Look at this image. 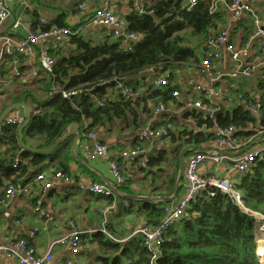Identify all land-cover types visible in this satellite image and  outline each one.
<instances>
[{"label":"trees","instance_id":"16d2710c","mask_svg":"<svg viewBox=\"0 0 264 264\" xmlns=\"http://www.w3.org/2000/svg\"><path fill=\"white\" fill-rule=\"evenodd\" d=\"M225 1L230 3L232 0ZM126 19L129 31L142 35L140 41L124 43L119 39L94 44L80 35H71L69 44L73 47L69 53H62L63 46L50 48L56 63L52 70H46L48 79L41 81L46 80L48 95L38 97L32 93L34 112L23 131L25 143L38 148L49 146L73 123L81 124L85 128L84 134L92 130L101 132L119 120L127 121V125L129 121L134 126L140 125L139 116L151 109L150 103L156 106L162 102L167 107L171 106L176 102L173 91H180L179 86L171 83L173 71L185 63L201 62L200 50L204 40L208 33L219 30L225 22L226 10L220 6L211 13L210 0H198L190 9L187 0H158L142 12H131ZM240 23L245 28L242 37L245 39L253 31V26L250 20ZM58 25L62 26L61 23ZM150 68L156 69L157 73L169 71V83L155 88L151 80L143 82L137 78L139 73ZM115 78H124V87L113 81ZM227 78L218 85L227 82L234 100L232 107L223 114L211 117L204 111L187 110L185 118L192 120V128L177 127L174 117L160 123L172 124L168 137L163 138L169 143L163 145L158 154L152 155L145 166L141 161L138 163L139 171L151 178V187L155 188L151 193L162 196L173 193L181 148L186 145H215L219 138L216 126H232L240 142L252 141L257 129L264 128V79ZM105 83L109 84L105 86ZM144 86L146 89L138 96H124L122 93L124 88L140 93ZM72 89H76L77 94L63 97L61 90ZM26 94L30 96L29 91H25L22 97L25 98ZM204 100L209 102L206 98ZM252 103L259 106L263 117L248 106ZM18 133V125H5L0 133V144L8 147L7 155L0 157V182L2 176L18 173L9 184L26 183L31 173L35 175L50 165L54 171L69 172V149L62 147L64 142L49 154L32 153L22 149ZM134 146L142 145L134 143ZM18 151L27 163L19 161V166L14 169ZM31 167L37 172H32ZM122 173L124 182L117 186L120 190L129 191L131 178L126 177L124 168ZM234 190L240 195L242 204L218 188L205 189L191 202L186 214L167 230L154 260V251L144 245L142 238L125 244L117 242L119 236L110 223L106 224L107 232L94 233L100 253L90 264H263L255 238L260 222L252 213L264 215V153L255 159L249 171L238 175ZM99 196L110 204L119 202L114 193ZM142 204L140 210L147 218L145 225L159 224L164 217V204ZM260 255L262 257V252Z\"/></svg>","mask_w":264,"mask_h":264},{"label":"crops","instance_id":"0c3cea01","mask_svg":"<svg viewBox=\"0 0 264 264\" xmlns=\"http://www.w3.org/2000/svg\"><path fill=\"white\" fill-rule=\"evenodd\" d=\"M157 1L111 0L113 10L123 18L125 23H127V15L131 12L136 10L142 12V9L144 10V8ZM81 2L82 0H26V2L0 0V3L5 5L10 11V15L7 18L0 20V36H12L16 39L23 38L30 31L40 27L42 20L47 26L61 23L62 26L71 29L79 28L81 30L79 35L94 44L102 43L106 40H119L112 36L110 28L93 24L89 21L103 0H86L84 9L79 8ZM257 8L264 18V0H257ZM239 20L235 21L230 12L226 10V20L221 25L231 32L235 41H240V38L245 35L244 25L240 22L243 20L249 21L245 18ZM16 22H19L18 27L14 26ZM250 22L252 23L251 20ZM121 41L126 42V40ZM72 47L73 45L69 44L68 40L63 44L62 53H69ZM2 49L3 43L0 42V56ZM200 51L202 52V49ZM46 70L39 54L32 56L19 55L16 59H8L7 57L1 59L0 57V115L8 105L25 99L34 107L32 93L38 97H46L48 92L45 91V87L41 84L43 79H48ZM15 71H18V74ZM166 73L169 74L170 72L167 71ZM173 73L171 83L180 87L181 101H176L165 112L158 114L155 113L154 103H150L149 107L151 109L146 113H141L139 116L140 125L134 126L132 121H129L130 124L127 125V121L122 122L119 120L115 124L108 125L100 130L104 143L109 146L108 158L96 155L94 141L87 136L85 137V128L81 124L79 125L82 137L74 150V155H72L71 150L76 137L73 134L70 135L66 128L64 129L62 135H67L68 138L64 141L62 147L69 149L68 174L72 176L70 182H63L49 189L45 188L42 183L35 182L30 193L19 194L13 200L4 203L3 198L7 184L10 180H14L18 173H14L10 177L2 176V182H0V245H7L15 240L16 237H20L25 239L38 254H43L50 248L51 243L55 239L68 233L70 229L68 222L72 221L83 232L84 243L82 251L75 256L70 248L56 245L53 247L54 259L52 264H64L68 261H74V264H90L94 261L95 256L100 253V245L96 241L94 233L97 231L104 232V230L107 232L106 224L110 223L113 231L119 236L116 239L117 242L125 244L132 239H139V235L133 236L132 234L147 222L145 212L140 209L144 205L142 202L148 201H142L138 198H166L168 196L151 193V190L155 188L151 187L153 183L150 176L146 177L143 172L139 171L138 164L126 165L120 156V152L123 149L134 146V143H139L144 149V153L140 158L147 163L152 155L158 154V150L169 142L160 138L147 139L140 143L139 135L144 124L157 127L169 117H174L177 119L175 121L177 127L192 128V120L185 118L187 110L183 106L184 100L188 94L198 96L197 93H194L195 85L208 83V76L204 74L199 64L185 63ZM165 74L157 73L156 69L150 68L139 73L137 78L143 80V82L144 80H151L150 82L154 85L155 79ZM227 79L230 80L229 77ZM220 87L229 91V84L225 81L221 83ZM145 89L146 87L144 86L140 91L142 92ZM25 91H29L30 96L26 94L25 98L22 97ZM221 104L225 106V110H228V108L232 107L233 101H228L223 97H215L209 102V105L216 109H220ZM12 113L22 114L23 110H17ZM32 142L34 143L33 140ZM27 144L35 147L33 144ZM7 153V145L0 144V157L7 155ZM16 157L22 164L27 163V160L22 157L19 151ZM110 159L120 162L126 177L131 178L129 191L120 190L115 184L114 175L110 171ZM31 168L32 172H37L34 167ZM48 169L53 168L50 165L41 171ZM202 170L206 175L229 176L233 180H236L235 177L238 178L239 175L235 172L232 165L228 163L220 165L209 164L203 167ZM41 171L35 175L31 173L29 180L35 181V177ZM89 182L101 183L107 186L108 184L113 185L121 195H133L137 199L125 200L116 195L119 201L118 204L116 201L110 204L106 198L99 196V194L89 192L80 187L81 184ZM39 201H41L40 208L42 211L40 213L36 211ZM129 201L134 203L132 204ZM32 231H35L34 235H31ZM0 264L19 263L15 258L4 255L0 258Z\"/></svg>","mask_w":264,"mask_h":264},{"label":"built area","instance_id":"2783aa9c","mask_svg":"<svg viewBox=\"0 0 264 264\" xmlns=\"http://www.w3.org/2000/svg\"><path fill=\"white\" fill-rule=\"evenodd\" d=\"M26 2V0H20ZM128 1V0H118ZM198 0H187L189 9L192 8ZM86 0H82L79 8L84 9ZM228 10L235 21L245 18L252 21L253 31L245 37L240 38V41H235L231 32L224 26L219 30L212 31L207 34L204 44L202 45V60L199 63L202 71L208 80L206 84L195 85V94L187 95L183 104L184 109H197L208 113L213 117L214 112L218 109L209 105V102L215 97H223L228 101H233V96L227 90H223L220 85L225 78L235 79L239 77L247 78H261L264 79V18L257 8V0H232L230 3L225 0H210L211 13L217 11L219 7ZM10 15V11L5 5L0 3V20L5 19ZM90 23L103 25L111 29V34L116 39L125 37L128 42H138L142 39V35L131 32L128 29L127 23L124 22L115 11L111 0H103L101 5L96 8L94 14L90 18ZM240 21V20H239ZM15 27L19 26L16 22ZM81 30L79 28L71 29L58 24L47 26L41 20V27L34 31H30L25 37L16 39L10 36H0V42L3 43L1 51V59L12 57L16 59L17 56H32L39 54L42 64L46 69L52 70L56 63L55 57L50 53V48H59L67 42L71 35H79ZM130 49V45L128 46ZM18 74V71H15ZM119 83V78L113 79ZM169 83V74L166 73L162 77L155 79V88H161ZM119 86L124 87L119 83ZM1 91V86H0ZM76 89L61 90L63 97L70 98L77 94ZM124 96L133 95L138 96L140 93L132 92L131 88H124L122 91ZM181 91H173L175 100L181 101ZM208 99V103L204 99ZM103 105V103L101 104ZM256 112L259 117H263L258 105L254 103L248 105ZM170 107V106H169ZM168 107L160 102L155 106V113H162ZM25 122L24 114H9L0 125V133L3 132L5 125H22ZM87 126V124L85 125ZM172 128L171 123L159 125L157 127L150 124H144L141 128L139 140L160 139L168 137L169 130ZM216 134L219 136L215 145H207L204 151L193 153L187 158L185 179L182 185V192L179 198L171 203L163 206L164 217L162 221L155 226H141L132 234L139 235L142 238L146 247L154 251L153 260L157 257L158 248L165 240V233L171 225L183 217L190 207V204L208 187L218 188L235 198L239 203L240 195L234 190V182L229 176H218L216 174L206 175L203 173V167L211 165H220L224 163L231 164L235 172L239 175L249 171L255 159L264 153V142L253 146L249 151L241 155H228L218 152L219 150H226L232 153L238 152L245 147L248 142H240L235 137L236 130L231 126L227 128L215 127ZM85 135L94 141V151L99 157H109V146L103 142L100 132L92 130ZM258 136H264V128L257 129ZM144 153L142 146H131L123 149L120 156L123 158L125 164L136 165L140 163L145 166L146 161L141 160V155ZM110 171L114 175L115 184H122L124 176L122 173V165L114 160H109ZM14 168L19 166V160L16 159ZM72 176L62 171H54L48 169L41 171L35 177V181H27L26 183H8L5 189L3 198L4 203L13 200L19 194H28L32 186L36 183H42L47 189L63 182H70ZM80 187L89 192L101 194L104 196H111L112 189L101 183H87L81 184ZM212 195L215 192H211ZM242 204V203H241ZM41 201L36 207L37 212L41 211ZM244 207V206H243ZM258 222L262 223L260 229L264 230V215L253 212L252 213ZM70 229L67 234L55 239L50 248L43 254H38L35 249L28 244V242L20 237H16L7 245H0V258L4 255L15 258L19 264H52L54 255L53 247L62 245L70 248L73 255L77 256L82 251L84 243L83 232L80 231L76 225L71 221L68 222ZM104 232H106L104 230ZM35 231L31 232L34 235ZM64 264H74V261H68ZM153 264V263H152Z\"/></svg>","mask_w":264,"mask_h":264},{"label":"water","instance_id":"95a60500","mask_svg":"<svg viewBox=\"0 0 264 264\" xmlns=\"http://www.w3.org/2000/svg\"><path fill=\"white\" fill-rule=\"evenodd\" d=\"M120 40H127L125 37H120ZM119 83L124 84L125 83V79H119ZM109 83H105L104 85L107 86ZM91 92V91H88ZM15 110H23V114L25 117V122L20 125L19 127V142L20 145L22 147L23 150H27L30 151L32 153H39V154H49L51 153L56 147H58L61 143H63L68 137L67 135H62L63 131L61 132L60 137L51 145L49 146H45L42 148H38V147H33L28 145L27 143L24 142V135H23V131L24 129L29 125V123L31 122L32 119V115L34 112V107L25 99L23 101L20 102H14L10 105H8L4 111L1 113L0 115V125L1 123L5 120V118L11 114L12 112H14ZM225 106L223 104H221L220 109H218L216 112H214L213 117H217L220 114H223L225 112ZM70 135H75V141H74V145L72 147V155H74V150L78 144V142L81 140V132H80V125L78 123H73L71 125H69L66 128ZM264 142V136H258L255 139H253L248 145H246L245 147H243L242 149H240L238 152L236 153H232L226 150H219L218 152H221L223 154H228V155H241L247 151H249L253 146ZM207 147L202 146H195V145H186L184 147L181 148L180 152H179V171H178V176L176 179V183H175V188L173 193L166 197V198H151V197H145V198H138L141 199L142 201H148L151 202L153 204H166V203H171L176 201L180 194H181V188L185 179V172H186V164H187V158L188 156H190L193 153H197V152H201L204 151ZM75 157V156H74ZM109 183V181H108ZM108 186L112 189L113 193L118 195L119 197L125 199V200H135L137 199V197L133 196V195H121L118 191V189L116 187H114L113 185L108 184ZM259 257H261L260 253L257 251ZM262 261V260H261ZM263 263V262H262ZM264 264V263H263Z\"/></svg>","mask_w":264,"mask_h":264},{"label":"rangeland","instance_id":"374dc122","mask_svg":"<svg viewBox=\"0 0 264 264\" xmlns=\"http://www.w3.org/2000/svg\"><path fill=\"white\" fill-rule=\"evenodd\" d=\"M46 79V78H45ZM47 80V79H46ZM46 80H44L41 84H42V86H46ZM15 111H17V110H15ZM14 111V112H15ZM139 142L141 143V140H139ZM165 145H167V144H165ZM178 171H179V167H178ZM235 179H237V177H235ZM257 224H258V222H257ZM260 225H262V223H259V225L257 226V229H256V232H255V235H256V241H257V243H258V249L260 248L261 250H259L260 251V253H261V251H262V257H260L261 258V260H262V262L264 263V252H263V249H262V247L264 246V243H260L261 241L260 240H264V230H262V229H260ZM263 227H264V225H263ZM262 244H263V246H262ZM257 249V250H258Z\"/></svg>","mask_w":264,"mask_h":264},{"label":"bare ground","instance_id":"6f19581e","mask_svg":"<svg viewBox=\"0 0 264 264\" xmlns=\"http://www.w3.org/2000/svg\"><path fill=\"white\" fill-rule=\"evenodd\" d=\"M261 242L260 243H264V240H260ZM262 246H263V244H262ZM261 248V247H260ZM262 249H263V252H264V246L262 247ZM261 250V249H260ZM262 252V251H261Z\"/></svg>","mask_w":264,"mask_h":264}]
</instances>
